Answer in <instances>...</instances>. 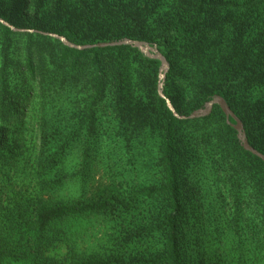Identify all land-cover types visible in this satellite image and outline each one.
Returning a JSON list of instances; mask_svg holds the SVG:
<instances>
[{"label": "trees", "instance_id": "1", "mask_svg": "<svg viewBox=\"0 0 264 264\" xmlns=\"http://www.w3.org/2000/svg\"><path fill=\"white\" fill-rule=\"evenodd\" d=\"M0 18L26 29L0 23V264H264V161L234 120L217 104L174 116L160 61L135 47L50 35L156 45L176 112L220 96L264 154V0H0ZM101 149H147L158 177L90 197Z\"/></svg>", "mask_w": 264, "mask_h": 264}, {"label": "rangeland", "instance_id": "2", "mask_svg": "<svg viewBox=\"0 0 264 264\" xmlns=\"http://www.w3.org/2000/svg\"><path fill=\"white\" fill-rule=\"evenodd\" d=\"M150 45L156 46L153 44ZM203 108L204 105L198 109ZM193 111L187 115H190ZM111 152L115 151L113 149H101L100 155L94 160L91 170L89 171L87 186L89 185L91 188L88 192V196L95 197L97 193L100 195L114 193L120 198L127 199L128 191L152 184L154 179L158 177L157 173H152V155L151 157L147 155L149 153L147 149H120L116 157L111 156ZM74 165V162H70L69 170L73 169V167H77ZM78 194L79 184L76 182L64 190L63 193L65 196L72 195L75 197ZM150 204L152 203L147 200H142L139 203L140 207ZM112 215L117 217L116 211ZM110 227L111 224L109 221H104L102 219L89 221L88 231L90 235L93 236L90 238L91 241L86 244V247L89 249L90 253L101 254L108 251V246L105 244V241L101 239H103L102 237L105 233L109 232ZM54 256L61 259L63 256L62 251L56 252Z\"/></svg>", "mask_w": 264, "mask_h": 264}, {"label": "water", "instance_id": "3", "mask_svg": "<svg viewBox=\"0 0 264 264\" xmlns=\"http://www.w3.org/2000/svg\"><path fill=\"white\" fill-rule=\"evenodd\" d=\"M0 23L12 28L13 30L26 31V29H20V28L13 27L12 25H10L8 22L4 21L1 18H0ZM50 35L52 37L59 39L63 44L69 47H72V48H76V49H86V48H92V47H107V46H117V45H129L131 47L137 48L147 57L159 60L160 66H159V71H158L157 93L161 98L165 100L168 109L172 112L174 116H176L179 119H192V118L202 117V116L208 115L211 112L213 105L217 104L222 110V112L224 113L227 122L230 123L229 117H231L234 120V123H230V124L236 130V136L242 148L250 151L257 157H259L262 161H264V154L256 150L254 147H252L248 143L241 121L231 111V109L229 108V106L226 104V102L223 100L222 97L214 96L211 100L204 103L203 109L194 110L190 115H179L176 112L171 101L166 97V95L163 92V83H164L165 75H166L169 65H168L167 60L163 56V54L156 48V46H151L146 41L128 39V38H123V39L115 40V41L98 42L95 44L78 45V44L68 41L63 36H59L56 34H50Z\"/></svg>", "mask_w": 264, "mask_h": 264}]
</instances>
